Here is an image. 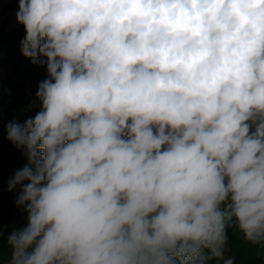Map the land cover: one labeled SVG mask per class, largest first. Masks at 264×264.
Masks as SVG:
<instances>
[{
    "label": "clouds",
    "instance_id": "9594fccd",
    "mask_svg": "<svg viewBox=\"0 0 264 264\" xmlns=\"http://www.w3.org/2000/svg\"><path fill=\"white\" fill-rule=\"evenodd\" d=\"M47 76L10 122L7 264H235L264 247V0H19Z\"/></svg>",
    "mask_w": 264,
    "mask_h": 264
},
{
    "label": "rangeland",
    "instance_id": "374dc122",
    "mask_svg": "<svg viewBox=\"0 0 264 264\" xmlns=\"http://www.w3.org/2000/svg\"><path fill=\"white\" fill-rule=\"evenodd\" d=\"M19 10V0H0V97L13 103H22L29 91L37 90L38 83L46 78L45 67L34 66L21 54V47L14 45L10 38L16 32L25 35L23 25L17 23L16 13ZM20 169L15 167L10 171L0 170V200L4 202L0 209V224L20 226L26 223L24 214L16 206V193L8 190V179ZM3 211V212H2ZM238 242L236 247L240 253L261 249L244 239L243 234L236 231ZM9 259H0V264H7Z\"/></svg>",
    "mask_w": 264,
    "mask_h": 264
},
{
    "label": "trees",
    "instance_id": "16d2710c",
    "mask_svg": "<svg viewBox=\"0 0 264 264\" xmlns=\"http://www.w3.org/2000/svg\"><path fill=\"white\" fill-rule=\"evenodd\" d=\"M25 37L20 32H16L14 38L10 41L14 45L21 47L20 41ZM37 90L29 91L22 103H13L8 99L0 97V170H12L15 167L22 168L27 163V158L22 149H17L7 139V125L10 122L23 123L24 120L33 117L39 111V102L36 100L35 93ZM4 202L0 200V209L3 210ZM3 212V211H2ZM25 226H10L9 224H0V259H10L12 248L8 243V236L14 230ZM237 229L228 230L230 248L229 255L235 258V264H264V247L261 249L254 248L252 251L240 253L236 247L238 242Z\"/></svg>",
    "mask_w": 264,
    "mask_h": 264
}]
</instances>
